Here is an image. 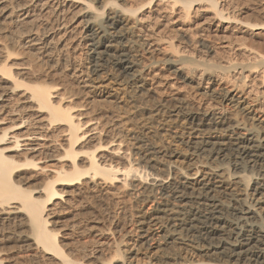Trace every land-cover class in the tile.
I'll list each match as a JSON object with an SVG mask.
<instances>
[{
	"label": "bare ground",
	"instance_id": "bare-ground-1",
	"mask_svg": "<svg viewBox=\"0 0 264 264\" xmlns=\"http://www.w3.org/2000/svg\"><path fill=\"white\" fill-rule=\"evenodd\" d=\"M206 2L222 16L218 0ZM179 3L188 11L193 0ZM67 8L85 16L75 23L87 30L89 75L73 56L80 43L76 27H68L76 14L68 18ZM137 12L117 2L94 8L91 0H0V264H113L102 259L112 246L103 241L105 231L91 227L98 240L88 257L85 248L67 253L53 226L78 199L136 193L158 195L159 206L132 217L136 226L123 237L138 232L147 241L160 237L168 247L203 243L200 251L210 262L197 264H264V127L243 97L219 94L249 124L186 114L199 138L176 137L202 159L190 172L176 161L163 162L165 151L143 136L134 153L120 136L121 116L110 105L122 103L121 87L107 69L143 88L135 42L128 38ZM168 154L173 160L180 155L176 149ZM123 243L118 256L135 253L138 245Z\"/></svg>",
	"mask_w": 264,
	"mask_h": 264
},
{
	"label": "rangeland",
	"instance_id": "rangeland-1",
	"mask_svg": "<svg viewBox=\"0 0 264 264\" xmlns=\"http://www.w3.org/2000/svg\"><path fill=\"white\" fill-rule=\"evenodd\" d=\"M91 1L94 8L117 2L122 7L138 10L131 20L128 38L135 42L137 69L143 88L135 89L127 78L124 80L110 67L107 69V74L115 75L121 87L122 103H113L110 107L121 116L120 136L130 144L132 153L139 141L137 137L143 136L165 151L163 162L176 161L190 172L191 166L199 164L202 159L191 155L186 144L178 142L176 137L183 133L186 141L199 138V134L190 129L186 114L200 118L225 115L242 124L251 123L239 107L227 106L221 100L219 94L225 91L243 97L254 110L255 121L259 120L264 127V65L261 64L264 62H260L264 57V27L260 29V24L264 23V0H218L222 16L210 8L206 0H193L188 11L181 3L175 5V0ZM106 11L98 23L105 20ZM67 12L68 18L76 14L68 27H76L72 32L80 43L79 51L73 56L79 63H84L89 75L91 46L85 38L87 30L84 24L77 26L85 16L74 8H67ZM135 107L139 108L138 113ZM149 111L153 113L147 119ZM235 132L245 133L242 129ZM262 133L264 130L260 131ZM175 149L180 155L173 160L168 153ZM228 167L230 171L233 168ZM249 181L250 186L253 185L254 180ZM156 198L159 196L151 195L144 199L137 193L117 199L89 195L61 211L59 224L53 227L58 230L59 240L67 253L86 249L89 250L84 251L88 257L94 255L93 243L98 240L90 231L91 227L105 231L108 235L103 241L112 246L103 249L102 259L113 261V264H119L117 261L125 263L131 256L127 264L130 261L131 264L210 262L200 251L206 248L203 243L200 248L192 243L168 247L157 236L152 241L141 239L138 232L133 237H123L125 232L136 226L132 222L134 219L159 206ZM78 210L84 213L73 218L72 213ZM190 240L196 243L194 238ZM115 241L120 244H115ZM123 242H130L125 247L132 243L138 245L132 250L135 253L125 252L118 256L117 249L124 247Z\"/></svg>",
	"mask_w": 264,
	"mask_h": 264
}]
</instances>
